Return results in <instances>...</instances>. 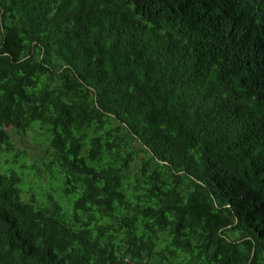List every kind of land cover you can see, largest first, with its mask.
Wrapping results in <instances>:
<instances>
[{
	"label": "trees",
	"instance_id": "obj_1",
	"mask_svg": "<svg viewBox=\"0 0 264 264\" xmlns=\"http://www.w3.org/2000/svg\"><path fill=\"white\" fill-rule=\"evenodd\" d=\"M0 155V264H264V0H0Z\"/></svg>",
	"mask_w": 264,
	"mask_h": 264
},
{
	"label": "rangeland",
	"instance_id": "obj_2",
	"mask_svg": "<svg viewBox=\"0 0 264 264\" xmlns=\"http://www.w3.org/2000/svg\"><path fill=\"white\" fill-rule=\"evenodd\" d=\"M13 136V140L16 143V148H18L25 155V163L40 165V161L42 160V155L44 150L38 151L40 148V139H39V131L38 129H32L21 134H18L12 129V126L7 127ZM47 154V153H46ZM3 155H0V162H2ZM7 164V163H6ZM1 165L4 167L5 163ZM6 167V166H5ZM36 175H28V180L30 177H34ZM45 184H48V180L44 179ZM39 192V191H36ZM40 194V193H39Z\"/></svg>",
	"mask_w": 264,
	"mask_h": 264
}]
</instances>
